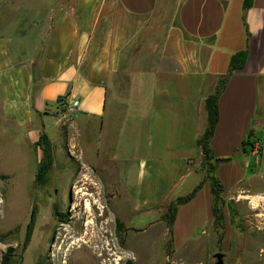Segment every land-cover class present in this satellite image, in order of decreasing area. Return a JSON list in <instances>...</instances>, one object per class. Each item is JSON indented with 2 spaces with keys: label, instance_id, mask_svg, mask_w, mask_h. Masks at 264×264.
I'll return each instance as SVG.
<instances>
[{
  "label": "crops",
  "instance_id": "1",
  "mask_svg": "<svg viewBox=\"0 0 264 264\" xmlns=\"http://www.w3.org/2000/svg\"><path fill=\"white\" fill-rule=\"evenodd\" d=\"M29 25L32 33L0 35L4 123L27 127L34 143L44 132L34 118H65L57 99H77L66 119L71 146H80L88 119L100 121V134L105 127L113 179L118 174L109 190L119 210L132 204V219L155 215L137 228L164 227L166 205L193 189L177 205L174 242L212 223L198 140L209 125L206 100L242 50L245 62L218 98L209 147L214 158L229 157L215 169L223 199L264 181V0L246 9L244 0H58ZM250 131L254 144L243 150Z\"/></svg>",
  "mask_w": 264,
  "mask_h": 264
},
{
  "label": "rangeland",
  "instance_id": "2",
  "mask_svg": "<svg viewBox=\"0 0 264 264\" xmlns=\"http://www.w3.org/2000/svg\"><path fill=\"white\" fill-rule=\"evenodd\" d=\"M57 1L0 0V35L14 36L18 29L32 33V25L27 23L51 14ZM69 118L68 114L65 118L58 113L49 114L43 127L34 118L33 126L48 135L52 150L48 181L37 185L35 174L41 148L27 140V127L14 129L4 123L0 105V264H80L76 259L69 261V253L77 248L87 219L84 199L76 195L75 187L96 197L91 212L96 231L93 242L103 264H214L217 253L226 264H264V181L240 185L238 190L244 188L242 193L224 198L220 204L221 241L218 242L212 221L192 233L187 242L175 243L172 238L169 243L165 221L164 227L137 228L155 215L132 219L134 213L127 210L133 209L132 204H124L125 211L119 210L120 199L109 190V182L118 186V174L113 179L105 127L100 134L98 119L85 121L81 125L84 136L78 141L80 146L74 148L67 134ZM92 137L95 143L91 142ZM98 142L100 160L94 158ZM135 158L130 159L131 165ZM246 191L250 194L246 195ZM33 208L35 223L30 240L25 242Z\"/></svg>",
  "mask_w": 264,
  "mask_h": 264
},
{
  "label": "trees",
  "instance_id": "3",
  "mask_svg": "<svg viewBox=\"0 0 264 264\" xmlns=\"http://www.w3.org/2000/svg\"><path fill=\"white\" fill-rule=\"evenodd\" d=\"M251 1L252 0H244V9L248 8L251 5ZM246 54H247L246 50H242L234 53L231 56L228 73L219 80L215 91L207 98L206 107L208 112L209 125L205 133L198 140V145L200 146V150L202 154L201 167L205 168L204 170H206V175L204 176V180L207 179L209 181L210 193L212 196L211 212H212L215 231L218 234V242L221 241L223 235L222 226H221V221L223 219V210L220 204L223 203L224 199L222 197L223 184L220 181V179L215 175V169L217 163L223 160H228L229 157L226 159L214 158V156L211 153V149L209 147V142L218 120V111H217L218 98L225 86L228 76L234 70L242 68L246 59ZM60 99H62V97H59L57 100ZM251 136L252 133L250 131L248 133L247 139L244 140L242 143L243 150H246L247 146H253L254 142L251 141L250 139ZM36 144L41 148V157L38 160V164H37L35 183L37 185H45L48 181L47 175L52 165V150L48 135L45 132L40 133L36 141ZM195 191L196 189H193L189 194L185 196L177 197L175 200L171 201L162 212L161 220L167 223L166 235L169 238V243L172 241L173 238V223L176 215L177 205L190 200L194 196ZM35 217H36V209L33 208L30 214V219L26 226L25 242H28L30 240L31 233L35 223Z\"/></svg>",
  "mask_w": 264,
  "mask_h": 264
},
{
  "label": "bare ground",
  "instance_id": "4",
  "mask_svg": "<svg viewBox=\"0 0 264 264\" xmlns=\"http://www.w3.org/2000/svg\"><path fill=\"white\" fill-rule=\"evenodd\" d=\"M75 188L77 189L75 190L76 195L79 196L80 194L84 199V210L87 219L83 224L85 231L83 232L82 238L78 240V245L73 243V245H77V248H73L72 251L70 250L69 261L72 262L73 259H76L80 264H103L99 261V256L96 254L97 246H94L93 242V239L96 237V231L95 228L92 227L93 221L91 218V212L93 206L97 203L95 199L96 197L94 198L92 194L87 192L82 193L77 187ZM76 260H73V262H76Z\"/></svg>",
  "mask_w": 264,
  "mask_h": 264
},
{
  "label": "built area",
  "instance_id": "5",
  "mask_svg": "<svg viewBox=\"0 0 264 264\" xmlns=\"http://www.w3.org/2000/svg\"><path fill=\"white\" fill-rule=\"evenodd\" d=\"M78 103L77 99H73L70 102H65L63 98L58 100V105L63 106L65 113L68 115H72L76 111Z\"/></svg>",
  "mask_w": 264,
  "mask_h": 264
},
{
  "label": "water",
  "instance_id": "6",
  "mask_svg": "<svg viewBox=\"0 0 264 264\" xmlns=\"http://www.w3.org/2000/svg\"><path fill=\"white\" fill-rule=\"evenodd\" d=\"M214 264H226L219 253L216 254V262Z\"/></svg>",
  "mask_w": 264,
  "mask_h": 264
}]
</instances>
